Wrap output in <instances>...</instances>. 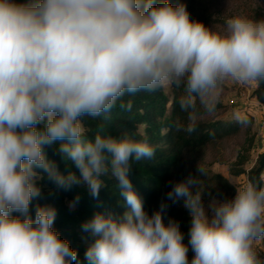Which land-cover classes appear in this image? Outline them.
I'll return each instance as SVG.
<instances>
[{
  "label": "clouds",
  "instance_id": "1",
  "mask_svg": "<svg viewBox=\"0 0 264 264\" xmlns=\"http://www.w3.org/2000/svg\"><path fill=\"white\" fill-rule=\"evenodd\" d=\"M227 80H264V19L234 16L218 32L169 0H0V264H81L54 228L57 209L33 202L42 181L64 191L83 185L98 198L105 177L116 181L125 211L97 212L82 225L94 238L87 264H264L256 248L264 240V173L205 205L198 168L170 182L149 213L131 161L152 160L155 148L128 133L89 139L84 127L85 117L109 114L118 101L130 111L126 95L174 86L183 89L178 105L187 118L174 126L191 133L201 108L215 111ZM169 201L188 212L187 243L167 216Z\"/></svg>",
  "mask_w": 264,
  "mask_h": 264
},
{
  "label": "trees",
  "instance_id": "2",
  "mask_svg": "<svg viewBox=\"0 0 264 264\" xmlns=\"http://www.w3.org/2000/svg\"><path fill=\"white\" fill-rule=\"evenodd\" d=\"M18 2L23 3L26 0H18ZM156 2L159 3L160 0ZM169 2L173 5L186 4L191 18L196 20L194 0H169ZM182 91V88L170 86L169 91L162 88L156 92L126 95L123 101H132L130 111L121 109L118 101L111 113L95 119L84 118V127L89 139L96 134L119 137L128 133L136 140L146 138L155 148L156 154L152 160L131 161L130 179L134 189L143 198L144 207L149 213L156 210L161 200L166 197L171 187L170 182L182 181L189 174L196 175L198 168L204 170L200 176V189L203 190L204 201L231 198L236 191L235 185L226 176L210 168L212 162L221 160L220 147L228 140L243 136L236 157L229 166L230 174L245 173L248 181L253 178L259 179L264 172V150L257 155L250 168L244 167L249 160L248 152L253 143L249 125L242 123L244 120L224 121L213 117L211 114L214 111L208 113L201 108L194 132L177 131L174 126L177 116L187 124L186 114L180 112L178 105ZM252 94L264 111V80L256 82ZM219 107L220 104L217 103L216 109ZM47 152L49 157L57 162L60 170L65 171L66 165L55 149L49 148ZM72 171L79 175L74 166ZM103 179L105 187L101 189L98 198H93L87 187L83 185L73 186L71 190L64 191L47 181H42L40 185L42 198L33 202V204H48L57 209L54 228L61 238L66 239L77 251L81 264H87L84 254L94 241L90 233L83 231L82 225L97 212L119 217L125 211L123 198L115 186L116 181L110 177ZM77 195L80 197L79 203L71 207L70 203ZM169 204L171 205L170 201ZM182 204L181 201L171 205L167 216L179 222L185 236L184 242L187 243L190 217ZM261 242L264 245V240ZM188 255L191 260L193 256L191 248Z\"/></svg>",
  "mask_w": 264,
  "mask_h": 264
},
{
  "label": "rangeland",
  "instance_id": "3",
  "mask_svg": "<svg viewBox=\"0 0 264 264\" xmlns=\"http://www.w3.org/2000/svg\"><path fill=\"white\" fill-rule=\"evenodd\" d=\"M194 4L196 20L213 31H224L227 19L238 15L253 20L264 19V0H194ZM255 85L256 82L242 84L231 80L225 81L218 100L220 107L211 114L224 121H247L245 124L249 125L253 143L248 152L249 160L244 165L245 169L250 168L257 159V155L264 150V111L262 105L252 94ZM165 89L169 91L170 86ZM242 139L243 136H240L225 142L220 147L221 160L214 161L210 165L213 171L226 176L235 187L247 182L245 173L239 175L229 173V166L236 157ZM211 200L204 201L205 205ZM258 246L264 248L261 241L257 242L256 247Z\"/></svg>",
  "mask_w": 264,
  "mask_h": 264
},
{
  "label": "built area",
  "instance_id": "4",
  "mask_svg": "<svg viewBox=\"0 0 264 264\" xmlns=\"http://www.w3.org/2000/svg\"><path fill=\"white\" fill-rule=\"evenodd\" d=\"M264 124V121H263ZM258 250H264V248H262L261 246L256 247ZM264 252H262L261 254H263Z\"/></svg>",
  "mask_w": 264,
  "mask_h": 264
}]
</instances>
